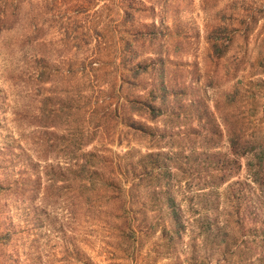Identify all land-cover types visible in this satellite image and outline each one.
Masks as SVG:
<instances>
[{
	"label": "rangeland",
	"instance_id": "374dc122",
	"mask_svg": "<svg viewBox=\"0 0 264 264\" xmlns=\"http://www.w3.org/2000/svg\"><path fill=\"white\" fill-rule=\"evenodd\" d=\"M127 97L161 107L152 121L132 117L173 143L161 151L182 177L239 164L223 184L177 195L180 247L166 242L173 222L163 193L127 191L129 163L150 143L137 134L116 141L122 123L109 115L121 119ZM94 126L82 150L103 157L101 175L85 189L74 146ZM229 127L264 132V0H0V264H183L201 206L227 245L219 264H243L245 254L264 264V247L235 252L240 235L264 237V191L229 154ZM207 129L215 147L180 148L200 145ZM221 251L204 253L213 264Z\"/></svg>",
	"mask_w": 264,
	"mask_h": 264
},
{
	"label": "trees",
	"instance_id": "16d2710c",
	"mask_svg": "<svg viewBox=\"0 0 264 264\" xmlns=\"http://www.w3.org/2000/svg\"><path fill=\"white\" fill-rule=\"evenodd\" d=\"M220 52L221 50L217 53L219 54ZM137 69V66L129 69L132 77L137 73ZM153 99L154 98L138 99L127 97L120 104L122 105L121 107H125L122 109L125 110V114H122L121 119L113 112L109 116L110 119L113 118L115 122L119 120V122L122 123L121 128L115 131L117 142L126 139L128 135L133 136L135 134L149 140L150 143L147 147L149 150L140 155V158H137L134 161V164L132 162L129 163L131 176L127 191L130 192V194L134 193L135 195L143 188L150 193L152 197H155L160 192L163 193L162 199L165 204L169 206V216L172 218L173 222V234L167 235L166 242H170L173 239V245L176 246V244H178L180 247L183 242L179 239V237L181 232H184L186 229L185 224L181 219L182 215L180 214V198L184 199V197L191 192L199 194L198 192L201 189L217 187L223 184L226 180L233 176V173L239 167V164L235 161H227L225 170L192 172L191 175L182 177L176 171L177 166H175V164H173V168L168 165V162L165 160L166 156L164 155L167 152L161 151V149L167 150L168 147H172L174 149L173 143L170 142L169 139H163L161 143L158 142L159 140H157V138L154 139V135L151 133L153 131V127L147 126L140 120L132 117V115L139 117L144 116L147 120L152 121L156 116L161 115L163 110L161 107L153 103ZM171 115L172 114H168L166 119H170L172 117ZM95 127L98 128L97 126H94L90 130H79L78 139L76 140L74 146L76 150H79L78 154L81 157L83 156V159L76 162L77 166L81 167V171L82 168L85 170L87 169L89 174V176L85 177L82 172V175H80V187L85 189L89 188L90 184L93 183V176L100 174V172L96 170V166L98 164L95 162L98 163V161H101L103 158L95 151L82 150V146L90 142V140L95 136L97 131ZM215 133V130L207 129L198 134V141L201 142L200 145L195 146L194 144H185L184 146H179L181 149L188 150L195 147H201V145L203 147H215L217 143V139H214ZM158 139H162V137H159ZM195 139L196 138H193L192 141ZM226 140L229 154L235 157L244 158L246 173L248 177H250L251 182H253L257 188L264 191V132H254L252 130L245 132L244 130L229 127L227 128ZM105 166V170H111L112 168L110 167L112 166V162L110 160L106 161ZM60 168L64 171V169H67L68 167L64 166ZM181 172L182 174L184 173V171ZM107 178H109V176ZM107 178L103 177V183H112L107 180ZM173 188L178 194L173 192L172 195L171 190H173ZM0 189H4V187H0ZM177 195H179L180 198H178ZM208 207L209 206H201L195 208L194 210V213L196 214L193 216L192 226L187 233V242L185 241V244L181 246V249L179 248L182 259L180 258L178 261H184L183 264H210L209 261H211V258L204 253V251L208 248L210 251L214 249H222L218 256L214 257L215 259L213 264H219L221 260L223 262V249H225L227 245H225L226 243L220 244V241L223 240L219 239L221 228L218 223L214 222L207 216L206 212L208 211ZM232 217V221H234L233 219H240V215L236 210L234 211ZM214 218L217 219L216 217ZM220 222L222 223L224 221L221 219ZM228 229L232 230L233 225L228 226ZM241 237L242 236L240 235L239 240H236L235 242V252L236 250L241 249V251L249 253L252 249L264 247V237H258L255 240L243 239ZM231 243L232 241L230 244ZM218 245H223V247L217 248ZM245 255L247 256L242 259H247L243 264H252L256 260V256H248L251 254Z\"/></svg>",
	"mask_w": 264,
	"mask_h": 264
}]
</instances>
